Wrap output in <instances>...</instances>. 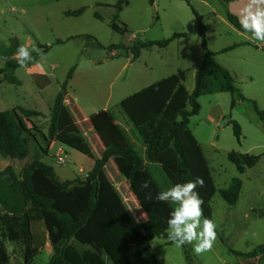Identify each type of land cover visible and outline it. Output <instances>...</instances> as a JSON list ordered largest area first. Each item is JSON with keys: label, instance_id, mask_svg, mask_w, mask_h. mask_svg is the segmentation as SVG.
I'll use <instances>...</instances> for the list:
<instances>
[{"label": "rangeland", "instance_id": "obj_1", "mask_svg": "<svg viewBox=\"0 0 264 264\" xmlns=\"http://www.w3.org/2000/svg\"><path fill=\"white\" fill-rule=\"evenodd\" d=\"M117 1L0 0V68L17 56L18 48L23 45L29 50L30 59H37L34 63L39 62V69L49 73L48 81L32 84L27 72L21 68L14 75L24 80L22 86L11 83L5 75H0V100L5 99L7 104L11 102L10 105L26 101L31 104L36 101L41 110L49 111L70 68L79 66L74 81L69 83L68 92L75 93L81 104L89 105L92 108L90 111L110 108L117 120L130 128L129 120L120 105V101L126 96L179 70L187 71L185 85L188 88L194 87L195 72L204 55L193 12L195 8L203 17L211 50L218 52L240 43L246 40L245 35L251 39V45L224 52L218 58L234 75L241 91L264 109V48H257L255 45L262 46L264 42L256 41L250 34L241 32L226 17L227 11L237 14L234 11L243 8L244 0H235L230 5L226 0H155L154 4L149 0H130L119 11L117 19L122 28H128L125 33L117 32L111 27L117 13ZM82 6H87V9L80 16H66L64 13ZM181 32H187L188 35L173 40L165 48L155 45L143 49L137 59L133 58L132 52L127 48L137 40H162ZM58 39L63 42L58 43ZM97 41L104 44V47H98ZM110 44L125 46L110 51ZM46 45L48 49L43 51V46ZM93 63L99 66L95 67ZM33 86L44 88V91L32 94ZM218 94L222 98L214 114L215 117L220 114L222 116L220 119H212L209 117L213 105L210 99ZM231 99L232 94L229 92L201 96V111L191 117L189 124L202 144L216 181L217 191L210 202L215 240L210 250L197 254L193 251L195 241L193 244L177 247L166 236H157L149 241V245L162 264H189L188 254L191 264H239L238 255L230 251V247L248 252L264 243V214L259 215L264 210L262 168H259L258 175L248 177L240 174L236 165L228 158V153L232 150L250 154L263 152L264 123L250 102H241L232 109ZM0 106L4 108L1 103ZM230 119L241 125L240 143L229 123ZM23 123L29 136L37 135V131L46 126L44 122L33 126L28 120ZM81 125L88 131L85 123ZM129 131L134 145L144 154L145 146L136 139L132 128ZM88 133L95 155L101 156L103 144L89 131ZM60 146L65 150H60ZM44 152L32 138L26 158L4 157L0 154V169L12 165L20 173L27 162L41 158L54 167L61 180H67L84 178L95 162L93 157L66 146L59 140L50 152ZM60 157H64V161H59ZM148 167L154 172L164 191L173 186L163 175L159 165L148 164ZM106 172L134 218L145 220V213L133 194L129 181L120 173L114 159L107 164ZM234 178H240L243 187L238 202L231 205L222 197L221 190L229 187ZM29 205L25 203L21 192L12 189L8 176L0 177V247H3L8 257L6 262L0 264H47L52 257L53 248L47 240L32 261L25 260L22 225ZM253 207L255 209L251 210ZM40 223V229H37V222L34 223V229L37 241L43 242L46 230L42 220ZM73 243L81 250L88 248L76 240Z\"/></svg>", "mask_w": 264, "mask_h": 264}, {"label": "trees", "instance_id": "obj_2", "mask_svg": "<svg viewBox=\"0 0 264 264\" xmlns=\"http://www.w3.org/2000/svg\"><path fill=\"white\" fill-rule=\"evenodd\" d=\"M129 2L130 0H118L116 3L117 13L111 27L117 32L128 31L127 27L122 28L117 23V19L119 11ZM149 2L154 4L155 0ZM86 9L87 6H82L66 10L65 14L80 16ZM193 12L204 50L201 64L195 72L194 89L190 91L184 84L187 71L179 70L129 95L120 103L133 123L134 136L145 146L144 154L138 151L132 135L117 121L115 114L109 109H103L90 117L105 146L101 157L95 158L88 138L66 105L68 86L76 70L73 66L62 82L49 114L47 137L93 157V168L84 178L67 180H61L54 167L41 158L27 162L20 173L12 165L0 169V177L8 176L12 189L21 192L25 203L30 204L24 213L22 225L26 262L32 261L48 240L53 254L47 264H162L150 248L149 241L161 235L167 237V220L175 205L170 201L156 200L157 193L164 190L148 164L159 165L172 185L202 179L203 186L198 185L195 191L203 201L202 216L213 222L210 202L217 191L216 181L202 144L189 126L191 117L200 112L199 98L206 94L229 92L232 94V109L238 103L250 102L262 121L264 109L241 91L231 71L216 60V53L208 45L203 17L195 8ZM96 17L100 18V15L96 14ZM226 17L234 27L244 32L236 14L227 11ZM187 35V32H181L162 40H137L127 48L132 52L133 58L137 59L144 48L155 45L164 48L173 40ZM57 42L61 43L63 40L58 39ZM239 45L234 44L222 51H230ZM97 46L104 47V44L97 41ZM124 46L110 44L108 49L114 51ZM47 49L48 45L43 46V51ZM36 60H26L25 64ZM19 66L18 59H10L0 68V75H5L11 83H19L14 75ZM21 114L27 119L43 115L40 111L24 107L6 111L0 109V154L4 157L24 159L30 152V142L35 134L28 135ZM229 123L240 143L241 125L233 119ZM228 158L240 172H244L260 161L261 154L232 150L228 153ZM111 159H114L120 173L129 181L130 188L145 213V220L134 218L108 177L106 166ZM241 190L242 180L234 178L229 187L221 190V195L226 202L235 205ZM263 212L264 210L259 215L264 214ZM41 220L46 231L43 242H38L34 223L37 222V229H40ZM73 240L88 248L81 250ZM229 249L238 256L252 258L264 253V243L248 252L231 247ZM7 258L3 247H0V262H6ZM187 258L191 264L189 254Z\"/></svg>", "mask_w": 264, "mask_h": 264}, {"label": "clouds", "instance_id": "obj_3", "mask_svg": "<svg viewBox=\"0 0 264 264\" xmlns=\"http://www.w3.org/2000/svg\"><path fill=\"white\" fill-rule=\"evenodd\" d=\"M239 23L245 33L251 34L252 39L264 42V0H250L248 6L241 10ZM16 55L21 67L25 66L26 60H30L29 50L23 45L18 48ZM198 185L203 186V180L200 178L175 184L157 193L156 200L170 201L175 205L167 220L169 241L177 247L193 244L195 241L193 251L200 254L211 249L215 240V225L207 218L201 219L203 201L195 191Z\"/></svg>", "mask_w": 264, "mask_h": 264}, {"label": "crops", "instance_id": "obj_4", "mask_svg": "<svg viewBox=\"0 0 264 264\" xmlns=\"http://www.w3.org/2000/svg\"><path fill=\"white\" fill-rule=\"evenodd\" d=\"M234 1L235 0H229L228 1V4L230 5L231 3H234ZM250 3V0H244L243 1V8H245V7H247L248 6V4ZM243 8H241L240 10H235L234 12L235 13H237L236 15L238 16V17H240V15H241V10L243 9ZM231 12V11H230ZM65 13V12H64ZM66 15V14H65ZM67 16V15H66ZM236 28V27H235ZM242 32V31H241ZM243 33H245V32H243ZM245 34H249V33H245ZM251 35V34H250ZM179 38H181V37H179ZM245 38H246V40H244V41H242V42H240V43H235V44H240L238 47H236V48H234V49H232V50H235V49H238L239 47H244V46H246V45H251L253 42L251 41V39L248 37V36H246L245 35ZM234 45V44H233ZM256 46H257V48H259V47H263L264 48V45H258V44H255ZM150 48V47H149ZM165 48V47H164ZM144 49H146V48H144ZM232 50H230V51H232ZM215 53H216V60L219 62V58H218V56L220 55V54H222V53H224L222 50L221 51H214ZM228 52V51H227ZM141 53H142V51H141ZM12 55H14V54H12ZM140 56H141V54H140ZM139 56V57H140ZM138 57V58H139ZM12 58H16V59H18V57L16 56H14V57H12ZM220 63V62H219ZM94 64V63H93ZM221 64V63H220ZM221 65H223L224 67H226L224 64H221ZM94 66L95 67H97V66H99V65H95L94 64ZM21 68H24V70L27 72V76L29 77V79H30V81L32 82V84H38V82H41V81H48L49 79H48V76H49V73H47L45 70H42V69H39V62H36V63H31V64H28V65H25L24 67H21V66H19L17 69H16V72H18V70H20ZM78 68H79V66L76 68V70H75V72H74V75H73V77L71 78V82H73L74 81V79H75V77H76V74H77V72H78ZM227 68V67H226ZM229 69V68H228ZM18 79H19V83H15V84H18V85H20V86H22L23 84H24V80L23 79H21L19 76H16ZM45 77H47V78H45ZM165 78V77H164ZM186 79V78H185ZM51 80V79H50ZM161 80V79H160ZM157 81H159V80H157ZM156 81V82H157ZM52 82V81H51ZM153 83H155V82H153ZM153 83H151V84H153ZM62 84V83H61ZM61 84H60V86H59V90H60V88H61ZM151 84H149V85H151ZM184 84H185V80H184ZM148 85V86H149ZM195 86V85H194ZM147 86H145V87H143L142 89H144V88H146ZM187 87V86H186ZM33 89H34V91H32L33 93L32 94H37V92H39V93H42L43 91H44V88H38V87H36V86H33L32 87ZM188 88V87H187ZM141 89V90H142ZM190 91H192L193 89H194V87L193 88H188ZM59 90H58V92H59ZM140 91V90H139ZM58 92H57V94H58ZM74 92H75V90H74ZM136 92H138V91H136ZM136 92H134V93H136ZM220 93V92H219ZM213 94H216V93H213ZM207 95V94H206ZM203 96V95H202ZM56 97H57V95H56ZM56 97H55V99H56ZM126 97H128V96H126ZM125 97V98H126ZM222 98V95H213V97H211V99H210V101H212L213 102V105H212V107H211V109H210V112H211V114H213L214 116H212L211 114H209L210 116V118H212L213 119V117L216 119L217 117L220 119V117L222 116V114H220V115H218L217 117H215V114H214V111H215V109L219 106V104H220V99ZM249 98V97H248ZM124 99V98H123ZM122 99V100H123ZM200 99V98H199ZM251 99V98H250ZM121 100V101H122ZM232 100V99H231ZM121 101H120V103H121ZM0 103H1V105H3L4 106V108H1V106H0V109L1 110H4V111H6V110H10V109H14V108H17V107H24V108H26V109H32V110H37V111H40V112H42L43 113V115L42 116H31L29 119H27L23 114H21V118H22V120L24 121V120H28V122L30 123V125H36V124H39V123H42V122H44L45 123V127H44V129L43 130H41V131H37V135H35V137H34V141L40 146V150L43 152V153H45L44 152V150H46V151H48V152H50L51 151V149H52V147L56 144V139H54V138H48L47 137V134H48V130H49V123H50V117H49V114H50V112H51V109H52V107L54 106V104H53V106L49 109V111H45V110H41V108L39 107V105L38 104H36V101H34V102H32L31 104H29L27 101L26 102H24L23 104H19V103H15V104H11L10 105V103L11 102H9V104H7V101H5V99H1L0 100ZM54 103H55V100H54ZM10 105V106H9ZM66 105L70 108V110H71V112H72V114H73V116H74V118H75V120H76V122H77V124L80 126V128L83 130V132H84V134L86 135V137L88 136V131L91 133V135L92 136H94L96 139H98V140H100L101 141V138H100V136H99V134L96 132V130H95V128H94V126H93V124H92V122L90 121V117H91V115H93L94 113H96V112H98V111H100V110H103V109H109L110 110V108H106V107H103V108H100V109H98V110H91L90 111V109H92L89 105H87V104H85V105H83V104H81V102H80V100H79V98H78V96L74 93V94H71V93H69L68 92V97H67V99H66ZM237 105H239V103L237 104ZM236 105V106H237ZM235 106V107H236ZM234 109V108H233ZM88 110V112H86ZM90 111V112H89ZM200 111H201V109H200ZM256 112V111H255ZM78 116V117H77ZM125 116H126V118H127V120H129V118L127 117V115H126V113H125ZM260 118V117H259ZM118 121V120H117ZM120 124H122L120 121H118ZM213 122V121H212ZM82 123H85L86 124V127H87V129H88V131H86V130H84L81 126V124ZM214 123V122H213ZM263 123H264V121H263ZM129 124H130V128H132L133 129V123L129 120ZM123 125V124H122ZM124 126V125H123ZM125 127V126H124ZM126 128V127H125ZM130 128H126L128 131H129V129ZM130 132V131H129ZM193 132V131H192ZM194 133V132H193ZM195 135V134H194ZM196 136V135H195ZM88 138V140H89V137H87ZM197 138V137H196ZM134 140V139H133ZM90 142V141H89ZM200 142V141H199ZM101 143H102V141H101ZM201 143V142H200ZM63 144V143H62ZM103 144V143H102ZM64 145H66V144H64ZM90 145H91V147H92V150H93V144L90 142ZM66 146H68V145H66ZM103 146H104V144H103ZM70 147V146H69ZM263 147H264V144H263ZM104 149H105V146H104ZM264 149V148H263ZM60 150H65L64 149V147H61L60 146ZM144 151H145V148H144ZM93 153H94V150H93ZM259 154H261V158H260V161L254 166V167H251V168H247L244 172H240V174H245L246 176H248V177H251V176H253V174H255V175H258L260 172H259V168H262V171H261V176L262 177H264V151L263 152H260ZM94 155H95V153H94ZM98 157H101V156H96L95 155V158H98ZM112 160V159H111ZM95 163V162H94ZM262 165H263V167H262ZM261 166V167H260ZM242 187H243V181H242ZM255 208L253 207V208H251V210H254ZM239 251H241V250H239ZM244 252V251H243ZM238 262H239V264H264V253L263 254H261V255H259V256H256V257H252V258H242L241 256H238Z\"/></svg>", "mask_w": 264, "mask_h": 264}, {"label": "built area", "instance_id": "obj_5", "mask_svg": "<svg viewBox=\"0 0 264 264\" xmlns=\"http://www.w3.org/2000/svg\"><path fill=\"white\" fill-rule=\"evenodd\" d=\"M59 161H64V157H60Z\"/></svg>", "mask_w": 264, "mask_h": 264}]
</instances>
